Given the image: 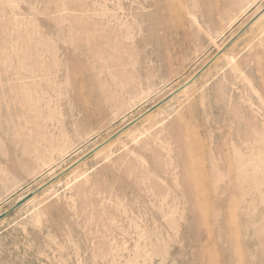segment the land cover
<instances>
[{"label": "rangeland", "instance_id": "rangeland-1", "mask_svg": "<svg viewBox=\"0 0 264 264\" xmlns=\"http://www.w3.org/2000/svg\"><path fill=\"white\" fill-rule=\"evenodd\" d=\"M264 227V0H0V264H228Z\"/></svg>", "mask_w": 264, "mask_h": 264}, {"label": "bare ground", "instance_id": "bare-ground-1", "mask_svg": "<svg viewBox=\"0 0 264 264\" xmlns=\"http://www.w3.org/2000/svg\"><path fill=\"white\" fill-rule=\"evenodd\" d=\"M257 229V230H256ZM256 233H259L261 235V239H247L246 242H244L245 248L251 253L249 248H254L253 250H260L259 254H256L255 252L251 253V257H249L248 260H244L242 264H264V227L261 223H259V226L255 228ZM238 238L236 236H232L230 238L229 244L231 245V251L229 255V261L228 264H236L238 261L243 260L242 256L238 255L236 252V244H237Z\"/></svg>", "mask_w": 264, "mask_h": 264}]
</instances>
